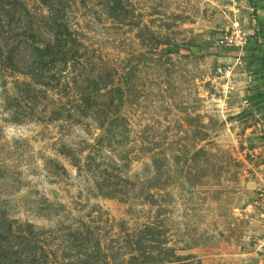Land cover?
I'll list each match as a JSON object with an SVG mask.
<instances>
[{
    "label": "rangeland",
    "instance_id": "obj_1",
    "mask_svg": "<svg viewBox=\"0 0 264 264\" xmlns=\"http://www.w3.org/2000/svg\"><path fill=\"white\" fill-rule=\"evenodd\" d=\"M252 11L0 0V264H264Z\"/></svg>",
    "mask_w": 264,
    "mask_h": 264
},
{
    "label": "trees",
    "instance_id": "obj_2",
    "mask_svg": "<svg viewBox=\"0 0 264 264\" xmlns=\"http://www.w3.org/2000/svg\"><path fill=\"white\" fill-rule=\"evenodd\" d=\"M260 31L262 32V37H264V24L258 26L256 32L260 33ZM259 54H264V44H259L257 40L255 41L251 56L248 55L247 57H244L248 60L250 67H252L251 71L253 70L256 77L264 72V57ZM262 87L261 84L253 87L252 91L247 96L251 105H259V111H264V89H262Z\"/></svg>",
    "mask_w": 264,
    "mask_h": 264
},
{
    "label": "built area",
    "instance_id": "obj_3",
    "mask_svg": "<svg viewBox=\"0 0 264 264\" xmlns=\"http://www.w3.org/2000/svg\"><path fill=\"white\" fill-rule=\"evenodd\" d=\"M245 32L242 31L238 24L236 23V25H233L231 29H228L225 31V33L223 34V36L219 39V43L221 44H225V46L229 45V46H238L241 47L243 46L244 43L242 42H246V38L245 36ZM234 44V45H233Z\"/></svg>",
    "mask_w": 264,
    "mask_h": 264
},
{
    "label": "crops",
    "instance_id": "obj_4",
    "mask_svg": "<svg viewBox=\"0 0 264 264\" xmlns=\"http://www.w3.org/2000/svg\"><path fill=\"white\" fill-rule=\"evenodd\" d=\"M250 1L253 7V11H252L253 19H255V21L257 19V23H258L257 29H258V26L264 24V0H250ZM259 36H262L261 31L259 33ZM259 55L264 57V54H259ZM262 86H263L262 89H264V85Z\"/></svg>",
    "mask_w": 264,
    "mask_h": 264
}]
</instances>
